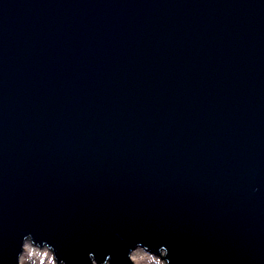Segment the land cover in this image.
I'll use <instances>...</instances> for the list:
<instances>
[{
	"label": "water",
	"instance_id": "1",
	"mask_svg": "<svg viewBox=\"0 0 264 264\" xmlns=\"http://www.w3.org/2000/svg\"><path fill=\"white\" fill-rule=\"evenodd\" d=\"M264 264V0H0V264Z\"/></svg>",
	"mask_w": 264,
	"mask_h": 264
},
{
	"label": "rangeland",
	"instance_id": "2",
	"mask_svg": "<svg viewBox=\"0 0 264 264\" xmlns=\"http://www.w3.org/2000/svg\"><path fill=\"white\" fill-rule=\"evenodd\" d=\"M30 245H32V250H29ZM26 246L28 249L26 248ZM24 247L25 250L20 257V264H61L56 260L54 253L46 246H35L33 243L28 242V244ZM47 252H50L51 256L48 257L44 254ZM164 255V252H162L160 256H157L145 251L144 258L138 260L137 264H167Z\"/></svg>",
	"mask_w": 264,
	"mask_h": 264
},
{
	"label": "bare ground",
	"instance_id": "3",
	"mask_svg": "<svg viewBox=\"0 0 264 264\" xmlns=\"http://www.w3.org/2000/svg\"><path fill=\"white\" fill-rule=\"evenodd\" d=\"M28 243H26L27 245ZM27 248V246H26ZM28 249V248H27ZM24 250H25V247H24ZM29 250H32V245L29 246ZM24 252V251H23ZM46 256H51V253L50 252H47V253H44ZM145 256V251L140 249V248H137L135 251H133L131 253V258H132V261L134 262V264H137L138 260L144 258Z\"/></svg>",
	"mask_w": 264,
	"mask_h": 264
},
{
	"label": "clouds",
	"instance_id": "4",
	"mask_svg": "<svg viewBox=\"0 0 264 264\" xmlns=\"http://www.w3.org/2000/svg\"><path fill=\"white\" fill-rule=\"evenodd\" d=\"M110 264H111V261H110Z\"/></svg>",
	"mask_w": 264,
	"mask_h": 264
}]
</instances>
